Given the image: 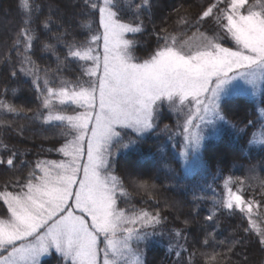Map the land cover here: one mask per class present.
<instances>
[{"label":"snow or ice","instance_id":"1","mask_svg":"<svg viewBox=\"0 0 264 264\" xmlns=\"http://www.w3.org/2000/svg\"><path fill=\"white\" fill-rule=\"evenodd\" d=\"M154 7V0H61L55 6L19 0L21 26L10 44L3 42L8 47L0 59L13 65L12 77L19 71L32 78L40 108L33 111L0 98V117L31 113L29 119L58 129L63 143L47 151L64 158L29 161L21 158L29 150L0 140L8 153L0 155V167L13 173L0 185V201L6 205V215L0 217V264H41L53 252L60 264H146L145 250L154 237L164 235L168 218L159 208L150 211L131 203L134 193H143L159 204L156 186L134 179L128 170L116 175L117 155L138 150L149 135L164 134L168 140L180 136L179 158L185 172L190 171L202 164L205 142L221 134L218 123L231 124L222 101L237 93L264 95V0H211L195 19L179 17V26L197 29L187 39L185 32L152 24L149 36L155 37L156 47L142 58L136 55L141 43L136 36L148 32L145 19L151 22ZM45 8L42 33L36 25ZM205 22L219 27L234 47L200 32ZM58 47L65 50L63 56ZM38 48L55 56V68L36 63ZM166 109L175 116L174 127H161L168 118ZM13 127V121L0 118V131ZM24 128L14 130L23 135ZM261 136L264 146V127ZM260 166L264 168V161ZM255 172L252 165L249 179H259ZM259 184L261 198L256 199L255 191L246 198L244 179L227 177L224 195L213 199L206 219L212 221L221 209L239 211L250 224L245 232L256 231L264 246V229L253 219L264 207V180ZM168 235L174 241L168 245L177 257L174 264H193L198 250L186 247L185 231L174 228ZM210 240H215L213 233L203 244ZM183 253H188L187 261ZM228 254L218 259L216 253L210 260L225 264Z\"/></svg>","mask_w":264,"mask_h":264},{"label":"trees","instance_id":"2","mask_svg":"<svg viewBox=\"0 0 264 264\" xmlns=\"http://www.w3.org/2000/svg\"><path fill=\"white\" fill-rule=\"evenodd\" d=\"M38 2L45 5L51 3L55 6L60 4L61 0H38ZM210 2L211 0H154L152 20L149 22L145 19L148 32L143 36L139 34L136 36L141 41L137 46L136 55L144 58L147 52L156 47L155 37L149 36L152 24H155L157 28L164 27L172 33L185 32V39L192 37L197 29L194 27L185 29L179 26L177 24L179 17L187 14L189 19H195ZM46 15L47 9L45 8L37 20L36 26L42 33L46 31L42 25ZM21 18L19 0H0V58L8 47L3 42L7 39L10 44L12 35L21 26ZM57 30L53 25L52 31ZM199 31L209 36H218L217 41L225 43L220 36L222 31L219 27L216 28L213 22H205ZM77 37L83 38L79 34ZM42 38L45 37L42 35ZM129 38H132L131 34ZM57 50L63 56L65 50L62 47H58ZM12 55L15 60V53L13 52ZM33 59L42 68L56 67L55 56L39 48L33 55ZM15 68H19L18 63L15 64ZM12 71L13 65L6 64L0 59V98L25 109L35 111L40 108L32 78L19 71L16 77H12ZM65 74L71 75L70 73ZM5 87L8 88L7 94L4 93ZM222 106L228 120L236 125L234 132L207 140L201 154L202 164L191 173L185 172L179 158V150L182 146L180 136L168 140L164 134H160L159 138L149 135L138 146V150L134 148L123 150L116 157V175L123 176L125 170H128L134 173V179L149 181L156 186L154 195L159 200V204L154 203L143 193L139 195L134 193L131 203L150 211L159 208L162 215L168 218L163 229L164 235L154 237L145 250L146 264H174L177 257L168 249L169 243H174L169 240L168 232L174 228H181L185 231L189 240L186 247L191 250L194 246L198 250L193 264H215L210 260L211 255L219 253L218 259H222L225 254H228V248H232V253L228 254L230 259L225 264H264V246L259 243L256 231L245 232V229L250 228V224L244 214L239 211L230 212L221 209L216 212L212 221L206 219L214 208L213 199L219 200L223 197V185L227 177L244 179L246 198L255 191L256 199L261 198L259 180H264V168L260 166L264 161V146L259 144L248 148L247 143L248 137L251 139V135L260 134L264 127L261 111L264 109V96L261 100L234 96L223 100ZM165 111L167 113V109ZM30 115L31 113L28 114ZM28 116L8 113L0 117L13 121L14 126L13 129L0 131V140L9 147L15 146L21 150H29L26 156L21 157L22 159L29 161H35L38 158L59 159L60 154L47 151V149L58 148L63 143L59 130L41 125L39 121L29 119ZM167 116L168 118L161 123V127L163 124L174 127V114L167 113ZM249 121H252L255 126L250 125ZM21 125L25 126L23 135L14 130ZM161 146H163V151L160 150ZM0 155L6 156L8 153L0 147ZM252 165H256V172L252 175L259 179H249V168ZM169 168L174 169V173L170 172ZM27 171L28 169H24L23 174L26 175ZM12 175L11 171H5L0 167V185ZM232 187L236 190V185ZM0 190L3 189L0 188ZM8 190L14 191L15 189L9 187ZM141 196H143V201ZM198 197L203 198L194 199ZM165 202L168 204L175 202L177 206L171 208ZM120 206L125 207L126 205L121 201ZM5 215L6 205L0 201V217H5ZM253 219L256 220L257 228L264 229V207L259 209V213L254 215ZM184 220L189 222L187 226L183 224ZM209 233L214 234L215 240H210L208 245H204L203 241ZM200 253L205 255H200ZM187 257L188 253H183L185 261ZM42 264H60L59 254L52 253L43 260Z\"/></svg>","mask_w":264,"mask_h":264},{"label":"rangeland","instance_id":"3","mask_svg":"<svg viewBox=\"0 0 264 264\" xmlns=\"http://www.w3.org/2000/svg\"><path fill=\"white\" fill-rule=\"evenodd\" d=\"M215 27L218 28L216 25H215ZM220 36L225 40V43H223V42L221 43V44H223V46H225V47H234V41H232L230 39V37H225V35H224L223 32L220 33ZM234 96H245V97H248L250 99L261 100L262 99V96H264V95H261V93H259V92H256L255 94H252L251 92H249L248 94H240V93H237V94H234V95H232L230 97H234ZM230 97H228V98H230ZM261 111H262V115H263V118H264V109H262ZM232 125H235V124L231 123V124H227L226 125L223 122L218 123L217 127L221 129V134L219 136H221V135H228L229 133L231 134L232 132H234L235 127H232ZM250 137H252V138L250 139L248 137L247 143H248V141L253 140L254 138L257 141V143L251 144V145L248 143V148H253V146H258L260 144L259 141L262 138L261 133L260 134L258 133L255 136L253 134ZM254 148H256V147H254ZM63 158L64 157H62V155H61V157L59 159H54V160H60V159H63ZM194 169L195 168L191 169L190 171H188V173H191ZM233 191H235V190H233ZM53 253H55V252H53ZM48 256L49 255H46V256H44V257L41 258V264H42L43 260L45 258H47Z\"/></svg>","mask_w":264,"mask_h":264}]
</instances>
